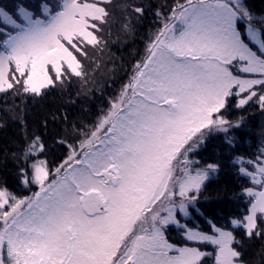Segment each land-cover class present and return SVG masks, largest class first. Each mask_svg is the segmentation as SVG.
<instances>
[{"label":"snow or ice","instance_id":"obj_1","mask_svg":"<svg viewBox=\"0 0 264 264\" xmlns=\"http://www.w3.org/2000/svg\"><path fill=\"white\" fill-rule=\"evenodd\" d=\"M0 264H264V0H0Z\"/></svg>","mask_w":264,"mask_h":264},{"label":"trees","instance_id":"obj_2","mask_svg":"<svg viewBox=\"0 0 264 264\" xmlns=\"http://www.w3.org/2000/svg\"><path fill=\"white\" fill-rule=\"evenodd\" d=\"M118 47H119V45H116V46L112 49L113 52H116ZM117 54H119V53L117 52ZM256 123L259 124V120H257Z\"/></svg>","mask_w":264,"mask_h":264}]
</instances>
